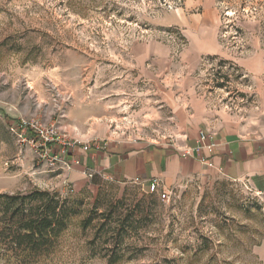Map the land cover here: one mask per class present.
I'll use <instances>...</instances> for the list:
<instances>
[{"label": "rangeland", "instance_id": "374dc122", "mask_svg": "<svg viewBox=\"0 0 264 264\" xmlns=\"http://www.w3.org/2000/svg\"><path fill=\"white\" fill-rule=\"evenodd\" d=\"M184 2L0 0V194L57 192L73 209L67 229L30 254L13 250L0 215V264H264V189L219 178L181 183L163 201L92 176L77 192L69 162L49 154L109 137L179 142L173 108L185 85L264 128V0H214L223 55L193 66L174 26ZM146 44L167 46V61H140ZM32 124L61 143L44 149Z\"/></svg>", "mask_w": 264, "mask_h": 264}, {"label": "crops", "instance_id": "0c3cea01", "mask_svg": "<svg viewBox=\"0 0 264 264\" xmlns=\"http://www.w3.org/2000/svg\"><path fill=\"white\" fill-rule=\"evenodd\" d=\"M219 24L214 0H185L174 26L183 30L188 41L183 55L191 66L202 57L223 55ZM145 46L135 47L140 61H167V46ZM185 86L173 108L176 132L182 137L179 142L156 144L109 137L98 144L68 148L66 153L50 146V157L69 162L66 176L77 192L88 186L92 176L118 183L138 179L146 188L157 179L167 191L181 183L206 184L219 178L264 189V128H249L231 115L213 111L193 86Z\"/></svg>", "mask_w": 264, "mask_h": 264}, {"label": "trees", "instance_id": "16d2710c", "mask_svg": "<svg viewBox=\"0 0 264 264\" xmlns=\"http://www.w3.org/2000/svg\"><path fill=\"white\" fill-rule=\"evenodd\" d=\"M65 202L57 192L47 190L0 194L2 230L9 233L13 250L23 254L46 250L67 229L73 216V209L67 208Z\"/></svg>", "mask_w": 264, "mask_h": 264}, {"label": "built area", "instance_id": "2783aa9c", "mask_svg": "<svg viewBox=\"0 0 264 264\" xmlns=\"http://www.w3.org/2000/svg\"><path fill=\"white\" fill-rule=\"evenodd\" d=\"M31 126H32V128H34L36 130L37 136L39 137L38 145H40L44 149L46 148V145L51 143V142H60L61 143V141H58L60 139L58 137V134H57L56 130H53V129H40V128L36 127L33 124ZM45 154L49 155L47 150L45 151ZM53 159H55V156H53ZM132 183L138 184V185H142V183L139 182L138 179H135ZM147 192L151 193V194L159 193V197L161 198V200H163V201L164 200H169L170 191L169 190L168 191L165 190L163 188V185L157 179H154V180H152L151 182L148 183Z\"/></svg>", "mask_w": 264, "mask_h": 264}]
</instances>
